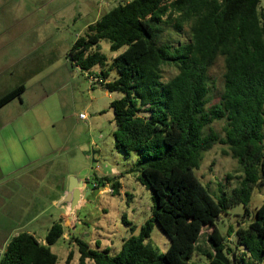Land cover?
<instances>
[{
	"label": "trees",
	"instance_id": "1",
	"mask_svg": "<svg viewBox=\"0 0 264 264\" xmlns=\"http://www.w3.org/2000/svg\"><path fill=\"white\" fill-rule=\"evenodd\" d=\"M261 0H132L120 3L91 24L71 48L73 67L92 74L99 68L101 86L122 97L112 103L115 148L126 157L138 154L127 171L152 193V218L138 236L131 235L115 256L72 239L78 264H191L200 252L205 229L208 264H264V201L252 209L257 188L264 187V10ZM172 31L186 37L174 46L164 40ZM106 41L118 78L106 82ZM222 58L223 88L219 101L210 97V70ZM23 85L0 98V108L20 98ZM224 122L222 134L212 125ZM215 145L237 161V185L214 196L197 177L205 153ZM228 179H233L228 175ZM110 184L116 178L97 179ZM97 190V189H94ZM242 205L243 221L228 227L219 221ZM245 220V221H244ZM244 222V224H243ZM169 240L162 253L150 244L154 226ZM52 226L45 245L22 232L5 249L0 264H57L51 247L64 236ZM228 238H234L233 247ZM70 250L66 264H72Z\"/></svg>",
	"mask_w": 264,
	"mask_h": 264
},
{
	"label": "crops",
	"instance_id": "2",
	"mask_svg": "<svg viewBox=\"0 0 264 264\" xmlns=\"http://www.w3.org/2000/svg\"><path fill=\"white\" fill-rule=\"evenodd\" d=\"M42 33L40 31L20 57L16 53H0V98L18 86L25 87L20 98L0 108V260L10 241L22 232L33 235L45 245L48 232L55 224H61L64 229L60 240L63 246L67 234L74 237L72 231L76 223H84L77 212L86 202L87 189L93 187L97 179L110 177L119 181L116 169L111 170L112 175L94 174L89 178L90 151L96 148V154L102 150L98 140L91 141L89 135H84L83 120L79 119L82 112L78 109L85 100L98 101L97 88L104 90L109 98L118 94L116 100L122 95L110 93L100 85L92 86L91 91L89 84L81 83L80 75L86 72L73 67L68 59L76 41L61 47L56 56L55 48L48 45V38L42 37ZM10 61L17 62L12 65ZM110 63L108 61L105 68L108 83L118 78ZM16 66H21L17 69L18 77L6 76L15 73ZM97 70L99 68H94L92 72ZM92 111L100 115L98 118L103 116L98 109L92 108ZM75 129L80 131L75 133ZM115 131L114 124L110 141L117 151ZM129 168L120 176L128 174ZM74 179L84 187L79 204L73 210L65 201L75 184ZM91 191L93 194L94 190ZM99 194L107 192L101 190Z\"/></svg>",
	"mask_w": 264,
	"mask_h": 264
},
{
	"label": "rangeland",
	"instance_id": "3",
	"mask_svg": "<svg viewBox=\"0 0 264 264\" xmlns=\"http://www.w3.org/2000/svg\"><path fill=\"white\" fill-rule=\"evenodd\" d=\"M115 1L0 0V53H16L20 57L23 50L32 44L34 39L39 36L40 31H43L42 37L48 38V45L55 48L54 55L57 56L61 47L72 45V42H75L78 37L83 36L88 25L96 22L100 15L103 16L120 3L132 0ZM108 3H111V6ZM260 5V9L263 11L264 0L260 1ZM164 40L169 41L174 46L187 41L185 36L175 34L172 31L165 34ZM22 42H24V46ZM100 51L108 58L109 62L122 52V50L117 53L111 52L110 45L106 41L101 43ZM16 62L10 61L12 65H15ZM20 67L16 66L15 73L6 74V76L16 78L17 69ZM92 73L96 76L100 73V70ZM223 74L224 61L220 58L210 70V97L213 104L219 101L223 88ZM80 77H83L81 83L89 84L91 90L92 78L88 79V73H84ZM96 92L98 101L91 103L85 100L78 109L82 114L88 116L87 121H82L84 135H89L91 141L93 139L98 140L97 142L102 150V153H96L94 157L93 152H97V149L90 151L88 175L90 179L94 174L112 175L111 170L116 169L119 171L117 177L121 182L122 191L120 196H113V193L109 192L113 191L112 186L105 185L100 186L98 190H106L107 194H99V191L94 190L91 186L90 189L94 190L93 194L85 199V204L77 212L80 221L84 223L77 222L72 233L76 238L85 239L93 249H96V244L99 242L101 250L108 248L111 256H115L122 248L123 240L128 239L132 234L138 236L141 233L142 226L152 217V193L142 186L137 180L136 174L120 176V173L125 172L128 166L133 168L138 160V154H133L131 158L126 160L123 154L118 150L115 151L112 147L110 138L115 123L110 104L116 100L118 94H114V97L109 98L104 90L100 88H97ZM87 105L91 109L86 108ZM92 108L100 110L99 112L102 111L103 116L98 118L100 115L92 111ZM224 126V122H217L212 125V129L222 134ZM78 131L80 129H75V133H78ZM224 151H227L226 146L215 145L211 151L204 154L199 170L195 171L197 177L214 196L219 195L220 189L229 191L234 188L238 183L237 178L242 175L237 161L224 155ZM228 175H231L233 179H228ZM263 201L264 187H259L252 197V209L260 206ZM243 214L244 207L242 205L236 206L230 209L229 214L219 221L218 227L224 235H226L228 227L236 226L237 223L243 221ZM211 232L209 229L204 230L199 243L200 252L193 257L191 264H208V260L203 253L209 249L207 236ZM74 237L67 234L63 246L60 245L61 240L51 248L58 258L57 264H66V258L70 250L74 251L72 264H78L79 254L77 246L72 240ZM227 240L228 245L233 247L235 244L234 238L227 237ZM150 244L162 253L166 252L169 247L168 238L157 224L154 226Z\"/></svg>",
	"mask_w": 264,
	"mask_h": 264
},
{
	"label": "water",
	"instance_id": "4",
	"mask_svg": "<svg viewBox=\"0 0 264 264\" xmlns=\"http://www.w3.org/2000/svg\"><path fill=\"white\" fill-rule=\"evenodd\" d=\"M95 155V152H93V157ZM75 184L73 185V188H70V195L68 196V199L65 201L66 203H69L72 207V209L74 210L75 207H77V205L79 204V201L82 197V192L81 189L84 187V184L82 183H77L74 179ZM88 190V194H86V196H84V198L86 199L90 194H91V189H87Z\"/></svg>",
	"mask_w": 264,
	"mask_h": 264
},
{
	"label": "built area",
	"instance_id": "5",
	"mask_svg": "<svg viewBox=\"0 0 264 264\" xmlns=\"http://www.w3.org/2000/svg\"><path fill=\"white\" fill-rule=\"evenodd\" d=\"M93 74V73H92ZM92 74H88V79H91V86H95V85H102L105 83V80L102 78V75L99 73L98 75L94 76ZM91 76H94V77H91ZM79 119L85 121L87 120V115L85 114H81L79 115ZM93 188L94 189H100V185L96 182L93 183ZM110 193H113V191H109Z\"/></svg>",
	"mask_w": 264,
	"mask_h": 264
}]
</instances>
